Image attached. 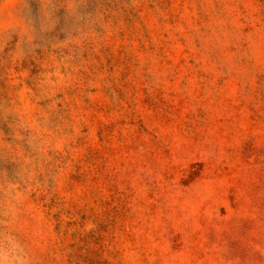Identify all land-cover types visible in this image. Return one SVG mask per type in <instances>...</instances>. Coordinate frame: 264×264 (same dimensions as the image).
Listing matches in <instances>:
<instances>
[{"label":"rangeland","instance_id":"374dc122","mask_svg":"<svg viewBox=\"0 0 264 264\" xmlns=\"http://www.w3.org/2000/svg\"><path fill=\"white\" fill-rule=\"evenodd\" d=\"M0 264H264V0H0Z\"/></svg>","mask_w":264,"mask_h":264}]
</instances>
